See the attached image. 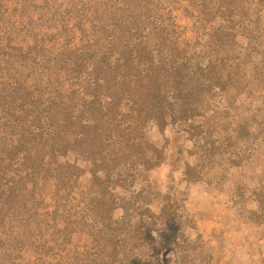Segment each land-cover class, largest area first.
Here are the masks:
<instances>
[{"label":"trees","instance_id":"1","mask_svg":"<svg viewBox=\"0 0 264 264\" xmlns=\"http://www.w3.org/2000/svg\"><path fill=\"white\" fill-rule=\"evenodd\" d=\"M29 1L0 0V264H157L150 234L127 232L151 203L115 195L117 170L125 168L128 185L142 181L143 135L189 121L190 110L175 101L187 90L188 66L196 103L206 85L198 33L234 41L241 0H206L209 14L199 11L202 27L193 25L183 50L161 36L163 19H172L161 16L159 1L145 5L147 15L137 11L142 0H79L64 13L61 0ZM169 7L173 13L174 1ZM178 52L186 67L175 62ZM69 153L105 173L104 193L60 164Z\"/></svg>","mask_w":264,"mask_h":264},{"label":"rangeland","instance_id":"2","mask_svg":"<svg viewBox=\"0 0 264 264\" xmlns=\"http://www.w3.org/2000/svg\"><path fill=\"white\" fill-rule=\"evenodd\" d=\"M74 1L79 0H61L62 13ZM142 1L137 11L146 15L152 7L145 5L162 3L161 16L172 20L163 19L161 36L177 50L190 42L193 25L198 33L199 11L207 15L210 7L206 0H193L190 8L182 0ZM169 1L176 5L173 13ZM237 7L242 25L235 27L234 41L211 31L198 33L205 52L198 68L206 85L196 103V80L188 66L187 90L175 101L190 110L189 121L160 130L153 125L143 135L137 157L149 163L138 166L145 171L142 181L128 185L125 168L117 170L115 195L139 196V206L151 203L150 213L139 212L140 226L127 232L150 234L159 249L157 264H264V3L241 0ZM217 27L228 32L223 22ZM57 42L53 52L60 48ZM187 57L178 52L174 60L186 67ZM60 164L78 170L79 185L96 194L106 191L105 173L94 172L89 159L69 153ZM96 194L85 192L83 199L97 202Z\"/></svg>","mask_w":264,"mask_h":264}]
</instances>
